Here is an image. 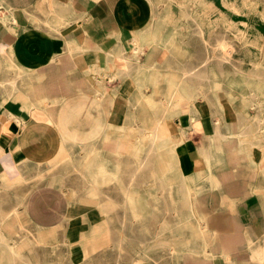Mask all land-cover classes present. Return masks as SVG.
Masks as SVG:
<instances>
[{
  "label": "crops",
  "instance_id": "0c3cea01",
  "mask_svg": "<svg viewBox=\"0 0 264 264\" xmlns=\"http://www.w3.org/2000/svg\"><path fill=\"white\" fill-rule=\"evenodd\" d=\"M189 3L0 0L2 249L60 225L72 264H220L213 236L243 247L251 230L264 257V90L196 84ZM118 246L123 261L101 255Z\"/></svg>",
  "mask_w": 264,
  "mask_h": 264
},
{
  "label": "rangeland",
  "instance_id": "374dc122",
  "mask_svg": "<svg viewBox=\"0 0 264 264\" xmlns=\"http://www.w3.org/2000/svg\"><path fill=\"white\" fill-rule=\"evenodd\" d=\"M188 1H192V3L189 4L195 6L185 9L190 10V14L196 16L194 22L195 30L193 33V35H195L194 48L190 47L189 50L183 48V58L181 61L179 60L180 63L189 68L194 67L197 63L200 64L197 74L201 77H205L206 75L209 76L210 70L215 72L216 76L212 78V81L217 82L219 88L211 89L210 87H206L205 89L206 93L212 95H224L229 90H231L230 93L236 95L246 93L249 89L246 86L247 83H252L264 90V0ZM200 25L202 27H200ZM200 28L203 30L201 34L199 33ZM220 39L221 41L225 39L224 41L229 44V46H232V53L228 57L229 61L227 60L229 64L223 61L222 55L219 52L218 45L221 42ZM205 51L210 53V55ZM206 58H208L209 68L201 66V62ZM254 63L256 64L255 67H253ZM211 64L213 65L212 69ZM196 84L206 86L207 82L199 78L196 80ZM166 172V174H170L171 169H168ZM58 177L59 169L52 174V179H58ZM215 193L221 194L218 190L215 191ZM220 203H222V200H220ZM220 209L222 210V208ZM221 210H219V212ZM251 221L250 218L245 220L247 223H251ZM257 224L260 225L259 227L261 229H264V215H261L258 221L253 225ZM60 228V225L53 227L50 237L49 239L46 238V241H43L42 237H36V239L40 240L38 241L29 239L27 236L23 235V239L20 238L19 243L14 242V250L17 253L13 257V264H72L68 260L66 242L59 237L60 232L58 231ZM247 237H249L251 241L253 237L251 230H247L244 233L243 238L245 246L238 247L236 246L237 243L236 240H234L235 238L229 241L226 240V243H224L213 236L212 242H216L218 246L222 245V248L228 250L227 259L233 261L231 263L220 264H264V257L258 259L256 256L249 255L248 251L250 248L246 247ZM259 240V243L264 245V235H262V231L260 232ZM255 241L258 240L255 239ZM27 243L36 247L34 249L29 248L26 246ZM218 246H214L213 249H219ZM252 248H254V246H252ZM124 251L125 249L123 246H118L112 251H104L101 255L109 256L110 258H115L116 256L117 260L123 261L126 259ZM216 258L217 260L224 261L223 257L217 256ZM107 260L108 258L106 257L95 260L89 258L87 262L82 264H128L126 262H104ZM237 260H243L244 262L236 263L235 261Z\"/></svg>",
  "mask_w": 264,
  "mask_h": 264
},
{
  "label": "bare ground",
  "instance_id": "6f19581e",
  "mask_svg": "<svg viewBox=\"0 0 264 264\" xmlns=\"http://www.w3.org/2000/svg\"><path fill=\"white\" fill-rule=\"evenodd\" d=\"M163 6V5H162ZM183 8V7H182ZM166 10H167V8H165ZM168 11V10H167ZM182 11V10H181ZM156 12V11H155ZM170 12V11H169ZM162 13V12H161ZM168 14V13H167ZM166 15V14H165ZM189 17V19H190V21L191 22H195V18H196V16H194V15H191L190 13L189 14H186L185 13V15H183V17ZM163 17V16H162ZM165 17V16H164ZM197 21V20H196ZM182 22V21H181ZM180 22V23H181ZM184 22V21H183ZM200 22V21H199ZM179 24V23H178ZM182 24V23H181ZM185 25V24H184ZM159 27H166L164 24L162 25V26H160L159 25ZM197 27V26H196ZM200 27H202L201 25H200ZM180 27H178V29H179ZM183 28H188V25H186L185 27H183ZM206 29V28H205ZM204 29V30H205ZM175 30V29H174ZM184 30V29H183ZM182 30V31H183ZM209 31V30H208ZM180 32V31H179ZM203 32V30L200 28L199 29V33L201 34ZM206 32V31H205ZM172 34H173V32H172ZM180 34H181V32H180ZM199 35V34H198ZM184 36V35H183ZM203 36V35H202ZM216 36H218V35H216ZM172 37V36H171ZM202 38V37H201ZM226 39V38H225ZM224 39V40H225ZM224 40H222L221 41V39H220V43H219V45H218V49H219V52L221 53V55H222V59H223V61H226L227 62V60H228V57H229V55L232 53V46H229V44H227ZM204 41V40H203ZM202 41V42H203ZM229 43V42H228ZM175 43H173V45H174ZM182 44V43H181ZM176 45V44H175ZM205 46V45H204ZM174 47H176V46H174ZM178 47V46H177ZM182 47V46H181ZM215 47V46H214ZM213 47V48H214ZM214 50H216V49H214ZM181 52V51H180ZM205 52H207V51H205ZM210 52V51H209ZM208 53V52H207ZM168 54V53H167ZM209 55H210V53H208ZM212 54V53H211ZM216 56V55H215ZM210 57V56H209ZM186 58V57H185ZM221 58V57H220ZM168 59V58H167ZM211 61H213V60H211ZM229 61V60H228ZM210 62V61H209ZM214 62V61H213ZM219 62V61H218ZM243 62V61H242ZM216 63V62H215ZM228 63V62H227ZM209 63H208V58H206V59H204L202 62H201V66L202 67H205V66H207ZM229 64V63H228ZM216 65V64H215ZM258 65V64H257ZM256 66V64L254 63L253 64V67H255ZM212 67H213V65H211V69H212ZM218 67V66H217ZM221 68V67H220ZM203 69V68H202ZM252 69V68H251ZM200 70V69H199ZM218 70H220V69H218ZM210 75L209 76H205V79L206 80H211L213 77H215L216 76V73L215 72H213L212 70H210V73H209ZM188 75V73H185V76H187ZM252 76V75H251ZM195 77L197 78V79H204V77H201L199 74H197L196 73V75H195ZM20 79V78H19ZM24 80V79H23ZM14 86V85H13ZM196 94L197 95H201V96H203L204 95V91H203V87L202 86H200V87H197L196 89ZM177 91V92H176ZM175 91V95L177 94H182V91H181V88H179V89H177ZM258 93V92H257ZM261 93V92H260ZM262 95V93L260 94V96ZM176 97V96H175ZM179 98V97H178ZM180 100V99H179ZM244 101V100H243ZM216 133H219V132H216ZM153 135H155V134H153ZM61 150H63V149H61ZM60 154V153H59ZM148 154V153H147ZM150 154V153H149ZM134 161V160H133ZM145 161V160H144ZM154 161V160H153ZM139 164V163H138ZM75 165V164H74ZM137 165V164H136ZM133 170V169H132ZM137 173V172H136ZM119 174V173H118ZM152 174V173H151ZM142 175V174H141ZM120 176V175H119ZM158 180V179H157ZM139 181V180H138ZM165 185V184H164ZM8 187V186H7ZM184 187V186H183ZM133 189V188H132ZM187 193V192H186ZM90 195H91V193H90ZM130 196V195H129ZM128 196V197H129ZM150 196V195H149ZM172 196V195H171ZM171 198V197H170ZM96 199V198H95ZM107 199V198H106ZM190 199V198H189ZM151 202H153V201H151ZM108 203H110V202H108ZM131 204V203H130ZM129 204V205H130ZM107 205V204H106ZM114 205V204H113ZM112 205V206H113ZM98 206V205H97ZM134 206V205H133ZM85 207V206H84ZM177 207V206H176ZM101 210V209H100ZM155 210V209H154ZM189 210V209H188ZM184 211V210H183ZM186 212V211H185ZM184 212V213H185ZM177 214V213H176ZM192 217V216H191ZM191 217H184V219H183V224H184V222L185 223H187L188 222V220H189V218H191ZM195 217V216H194ZM175 218V217H174ZM193 218V217H192ZM178 219H181V218H178ZM200 220V219H199ZM203 220V219H202ZM181 221V220H180ZM190 221V220H189ZM194 221V220H193ZM196 222V221H195ZM173 223V222H172ZM180 224H182V223H180ZM174 226H172V228H173ZM193 228V227H192ZM170 229H171V227H170ZM174 231V230H173ZM22 232V231H21ZM92 232V231H91ZM191 232V231H190ZM169 233V232H168ZM174 233H176V232H174ZM23 234V233H22ZM81 234V233H80ZM88 234H91V233H88ZM170 234V233H169ZM25 236H27V234H24ZM1 236V235H0ZM92 236H93V232H92ZM92 236H90L92 239H93V237ZM188 236V235H187ZM2 237V236H1ZM89 237V238H90ZM168 237V236H167ZM120 238V237H119ZM179 238V237H178ZM181 238V237H180ZM188 238V237H187ZM57 240V239H56ZM65 241V240H64ZM66 242V241H65ZM167 242V241H166ZM2 242H0V244H1ZM159 243V242H158ZM168 243H170V242H168ZM168 243H166L167 245H169ZM184 243V242H183ZM14 244V243H13ZM12 244V245H13ZM159 244H161V242L159 243ZM163 244V243H162ZM176 244V243H175ZM182 244V243H181ZM185 244V243H184ZM183 244V245H184ZM3 245V244H2ZM65 245V244H64ZM125 245V244H124ZM130 245V244H129ZM158 245V244H157ZM165 245V244H164ZM192 245V244H191ZM1 246V245H0ZM5 246V245H4ZM9 246V245H8ZM66 246V245H65ZM174 246V245H173ZM182 246V245H181ZM16 247V246H15ZM143 247V246H142ZM162 247V246H161ZM169 247V246H168ZM183 247V246H182ZM181 247V249H183ZM188 247V246H187ZM186 247V248H187ZM2 248H3V246H2ZM1 247H0V264H13V262H14V260H13V257H14V255L17 253V252H15V250L12 248V247H10V248H4V249H2ZM145 248V247H144ZM167 248V247H166ZM195 248V247H194ZM82 249H83V247H82ZM170 249V248H169ZM172 249V248H171ZM168 250V249H167ZM190 250V249H189ZM188 250V251H189ZM196 250V249H195ZM194 250V251H195ZM203 251V250H202ZM106 252V251H105ZM191 252V251H190ZM83 255H84V253H83ZM82 255V256H83ZM174 256V255H173ZM169 257V256H168ZM150 262V261H149Z\"/></svg>",
  "mask_w": 264,
  "mask_h": 264
}]
</instances>
